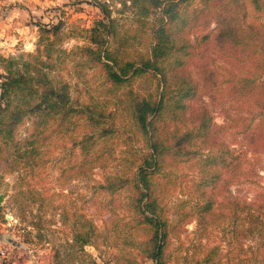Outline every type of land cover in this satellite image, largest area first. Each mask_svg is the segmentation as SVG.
Returning <instances> with one entry per match:
<instances>
[{
    "label": "trees",
    "instance_id": "trees-1",
    "mask_svg": "<svg viewBox=\"0 0 264 264\" xmlns=\"http://www.w3.org/2000/svg\"><path fill=\"white\" fill-rule=\"evenodd\" d=\"M128 1L147 15L155 16V24L150 27L149 50L140 65L118 63L100 42V27L104 36L112 33L104 22L107 14L101 6L104 15L87 30L89 44L80 49L95 56L111 85L126 83L140 74L155 79L156 87L135 100L132 108V125L142 134L146 151L138 161L131 154L135 165L130 178L108 174L106 181L97 182L95 188H104L111 196L120 188L131 186L128 189L133 192L128 205L135 213L131 215L132 225L127 232L149 231L144 242L155 264H162L168 237L179 236L186 218L196 221L199 240L192 244V249H203L201 237L219 235L218 241L206 246L194 264H264V184L260 183L264 173L256 170L260 159H264V0H191V22L200 14L210 13L218 18L212 41L221 43L222 54L228 59L221 67L222 79H215V69L202 64L199 65L204 69L202 78L198 73L186 71L181 54L187 53L189 57L194 51H186L182 36L174 32L173 25L181 16L174 9L190 0ZM184 18L181 16L182 22L186 21ZM57 27H53L54 31ZM210 38V34L202 36L203 41ZM176 44H179L177 48ZM176 51L177 55H173ZM101 56L114 67L101 61ZM2 60L11 66V59ZM37 73L38 76H30L8 67L0 75V160L12 154L21 159L24 166L21 179L26 180V187H20L18 192L32 196V202H38L37 209L41 211L44 209L41 205L47 201V190L36 185L43 178V159L38 157L36 144L45 130L44 123L73 116L94 126L91 135H83L71 151L79 147L86 149L88 142L92 144L98 137H107L117 128L110 119L113 113H98L88 104L74 105L66 81L59 79L54 86L53 79L41 77L42 70ZM129 73L131 76L125 78ZM203 95H207L208 102L202 100ZM223 97L243 108L239 113H229V105L218 107L225 118L219 125L214 122L212 109ZM194 101H197L195 106ZM25 115L34 118L37 129L33 139L21 145L14 131ZM161 117L179 124L171 133V141L155 125ZM231 131L246 134L249 145L256 147L258 153L247 160L244 151L235 149L223 138L225 132ZM92 151L98 152L95 148ZM101 158L98 155L95 161L104 167ZM87 161V158L82 161L75 176L86 174ZM176 163H187L189 168L196 167V171L186 179L174 167ZM31 178H37L35 185L28 183ZM231 185L242 188L232 195ZM74 226L73 243H78L81 249L97 243L99 232L89 219L80 215ZM92 264L97 263L92 261Z\"/></svg>",
    "mask_w": 264,
    "mask_h": 264
},
{
    "label": "rangeland",
    "instance_id": "rangeland-1",
    "mask_svg": "<svg viewBox=\"0 0 264 264\" xmlns=\"http://www.w3.org/2000/svg\"><path fill=\"white\" fill-rule=\"evenodd\" d=\"M122 1L0 0V75L8 67L30 73V76H38L37 71L42 70L41 77L53 79L54 86L59 79L67 82L70 101L74 105L88 104L98 113H113L110 119L117 128L107 137H98L92 144L88 142L86 149L79 147L71 151L83 135H91L94 126L73 116L63 121L44 123L45 130L36 144L38 157L43 159V178L36 185L47 190V201L41 205L44 207L41 211L37 209L40 206L38 202H32V196L18 192L20 187H26V180L21 179L24 171L21 159L12 154L0 160V264H92V261L97 264H155L144 242L150 235L149 231L127 232L132 225L131 215L135 213V209L128 205L133 192L128 189L131 186L126 185L111 196L104 188H95L97 182L106 181L108 174L131 177L135 165L131 154L138 161L140 154L146 151L142 134L132 125V108L135 100H140L156 87L155 79L146 74L134 76L126 83L111 85L95 56L80 49L89 44L87 30L104 15L101 6L107 14L104 22L112 33L104 36L100 27V42L118 63L132 62L134 67L140 65L149 50L152 40L150 27L155 24V16L147 15L145 10L131 5L128 0ZM192 4L190 0L174 9V13L185 17L186 21L182 22L180 16L173 30L182 36L186 51H194L189 57L187 53L181 54L186 71L198 73L202 78L204 69L199 67L202 64L215 69V79H222L221 67L228 59L222 54L221 43L212 41L218 18L210 13L200 14L191 22ZM12 11L16 15L12 17L16 28H10V32L6 29L5 33V19L13 15ZM56 25L58 27L54 31ZM46 29L50 33H45ZM205 34H210L211 38L203 41ZM177 53L173 52V55ZM2 59H11V66L10 62ZM101 61L113 65L102 56ZM202 100L208 102L207 95H203ZM196 104L194 101L193 105ZM222 105H229V113H239L243 108L238 107V102L223 97L220 104L212 109L214 122L219 125L225 121L224 112L218 108ZM33 122V117L25 115L17 124L14 136L21 145L25 140L33 139L37 129ZM155 125L162 136L171 141V133L179 124L168 117H161ZM224 134L226 142L244 151L247 160L258 153L256 147L249 145L246 134L235 131ZM94 148L97 153L92 151ZM98 155L105 161L104 167H99L95 161ZM86 158V174L75 176ZM187 165L176 163L174 166L186 179L196 171V167ZM262 165L264 159H260L259 166H256L261 174L264 173ZM36 181L37 178H31L28 183L35 185ZM260 183L264 184V180ZM237 188H242V185H231L230 193L236 195ZM217 203L218 198L215 205ZM114 205L116 207L109 208ZM80 215L89 219L99 232L97 243L85 245L82 249L78 243H73L74 223ZM195 230L196 221L186 218L179 228V236L168 237L162 264H194L197 257H202L206 246L218 241V234L201 237L203 249L194 250L192 244L196 245L199 240Z\"/></svg>",
    "mask_w": 264,
    "mask_h": 264
},
{
    "label": "crops",
    "instance_id": "crops-1",
    "mask_svg": "<svg viewBox=\"0 0 264 264\" xmlns=\"http://www.w3.org/2000/svg\"><path fill=\"white\" fill-rule=\"evenodd\" d=\"M12 16H8L9 18H6L5 19V21H6V23H5V29H4V31L3 32H5L6 33V29L8 30V32H10V28H13L14 30H15V28H16V22L13 20V16H16L15 15V12L14 11H12ZM20 24V23H19ZM20 26H22L21 24H20ZM0 29H1V27H0Z\"/></svg>",
    "mask_w": 264,
    "mask_h": 264
},
{
    "label": "water",
    "instance_id": "water-1",
    "mask_svg": "<svg viewBox=\"0 0 264 264\" xmlns=\"http://www.w3.org/2000/svg\"><path fill=\"white\" fill-rule=\"evenodd\" d=\"M0 202H1V195H0Z\"/></svg>",
    "mask_w": 264,
    "mask_h": 264
},
{
    "label": "built area",
    "instance_id": "built-area-1",
    "mask_svg": "<svg viewBox=\"0 0 264 264\" xmlns=\"http://www.w3.org/2000/svg\"><path fill=\"white\" fill-rule=\"evenodd\" d=\"M3 253V252H2Z\"/></svg>",
    "mask_w": 264,
    "mask_h": 264
}]
</instances>
